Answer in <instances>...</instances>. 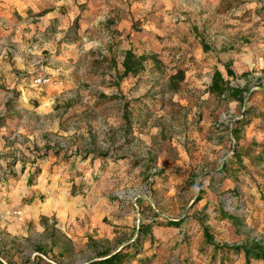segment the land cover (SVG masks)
Instances as JSON below:
<instances>
[{
    "label": "rangeland",
    "instance_id": "obj_1",
    "mask_svg": "<svg viewBox=\"0 0 264 264\" xmlns=\"http://www.w3.org/2000/svg\"><path fill=\"white\" fill-rule=\"evenodd\" d=\"M128 50L143 70L119 80ZM215 70L242 103L211 91ZM263 138L264 0H0V173L95 160L67 194L85 211L72 224L2 208L0 264H88L138 241L130 264H219L197 219L218 246L264 245Z\"/></svg>",
    "mask_w": 264,
    "mask_h": 264
},
{
    "label": "crops",
    "instance_id": "obj_2",
    "mask_svg": "<svg viewBox=\"0 0 264 264\" xmlns=\"http://www.w3.org/2000/svg\"><path fill=\"white\" fill-rule=\"evenodd\" d=\"M94 161L50 152L31 163L26 171L21 165L9 175L0 173V211L7 207L23 211L28 221L53 216L62 227L72 224L85 211L75 210L67 194L79 187L80 180L91 176ZM65 202L69 204L64 206Z\"/></svg>",
    "mask_w": 264,
    "mask_h": 264
},
{
    "label": "trees",
    "instance_id": "obj_3",
    "mask_svg": "<svg viewBox=\"0 0 264 264\" xmlns=\"http://www.w3.org/2000/svg\"><path fill=\"white\" fill-rule=\"evenodd\" d=\"M144 60H145L144 56H137L130 50L126 51L124 53L121 62V71L118 74V79L123 80L129 77L138 76L143 70ZM224 68L228 76L230 77L234 76V73L233 71H231L229 66L224 65ZM178 74H179L178 82H181L183 80V74L182 72H179ZM177 86L178 84L175 85V89H177ZM210 88L213 93H216L218 95H224L225 96L224 100L226 101H233L236 103H242L243 101L242 93L245 90L238 88H227L226 82L224 81L222 74L218 70H215L212 75V83L210 85ZM151 102L154 101H148L144 103H142L141 100L135 101V103L142 106L146 104H151ZM129 125L130 123H128L127 126ZM232 135L234 140H239L240 132L238 131V129H233ZM253 146L260 148V151L257 154L258 155L257 159L260 161H264V138L261 141V143L255 144ZM241 158H242L241 154H236L235 155V160L237 161L236 163H241ZM197 220L200 226L202 227L203 244L205 247L209 248L212 252L209 255L210 260L211 259L215 260L216 258H218L219 264H223L222 262L225 261V258H227L230 254L232 255L234 254L233 258H235L237 264H250L252 260L264 264V245L261 242L253 241L250 246L247 245H234L231 247H227L225 245L218 246L217 244L214 243L213 236L210 234L208 228L203 224L201 220L199 219ZM182 222H183L182 220L168 221L165 226L172 228H179ZM150 230L151 227L148 225L142 226L140 228L138 234L142 236V241H145L146 236L150 235ZM141 247L142 245L140 244V241H138L136 244L127 247L125 251L124 250L118 251L112 255L105 253L103 255H100L97 259H94L93 261L89 262L88 264H130V260L131 258H133L135 252H137V254L141 253L142 251ZM137 249H139V251H137Z\"/></svg>",
    "mask_w": 264,
    "mask_h": 264
},
{
    "label": "built area",
    "instance_id": "obj_4",
    "mask_svg": "<svg viewBox=\"0 0 264 264\" xmlns=\"http://www.w3.org/2000/svg\"><path fill=\"white\" fill-rule=\"evenodd\" d=\"M33 84L35 86H62L63 80L53 79L50 77H38L33 80Z\"/></svg>",
    "mask_w": 264,
    "mask_h": 264
}]
</instances>
